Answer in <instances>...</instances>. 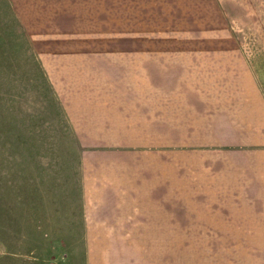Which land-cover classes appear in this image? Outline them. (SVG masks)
<instances>
[{"label": "rangeland", "instance_id": "1", "mask_svg": "<svg viewBox=\"0 0 264 264\" xmlns=\"http://www.w3.org/2000/svg\"><path fill=\"white\" fill-rule=\"evenodd\" d=\"M222 1L0 0V264H264V0Z\"/></svg>", "mask_w": 264, "mask_h": 264}, {"label": "crops", "instance_id": "2", "mask_svg": "<svg viewBox=\"0 0 264 264\" xmlns=\"http://www.w3.org/2000/svg\"><path fill=\"white\" fill-rule=\"evenodd\" d=\"M209 1L213 3V0H209ZM217 2L220 9H222V11L224 12H227L228 7H230L233 11H235L234 9L241 7L239 3L225 4L226 1H222V0H217ZM242 80L245 82L242 83V86L245 89L246 94L248 95V97L246 96L248 112H250L249 104L251 105V111H252V113L250 112L252 114L251 120L252 123L254 124V126H252V129L253 130L256 129L255 131H252L250 135L255 137L264 136V132H262L261 130L260 132L258 131V128H264V96L263 94L260 93L257 81L255 80L253 73L250 72L249 69H247L246 72L242 73ZM257 125H259V127H257ZM238 144L240 145L241 143ZM251 144L252 145H247L246 150L235 149V151H237L236 157H238V152L244 153L247 156L251 157L254 163L253 174H257L255 170H256V163L258 161H256L253 157H259L264 153V144L261 143H251ZM262 157L264 158V154L262 155ZM259 163L262 167H264L263 159H260Z\"/></svg>", "mask_w": 264, "mask_h": 264}]
</instances>
